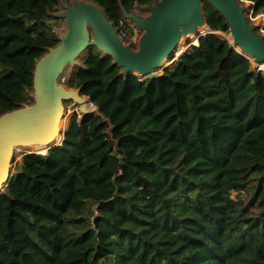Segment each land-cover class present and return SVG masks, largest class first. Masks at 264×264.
Returning <instances> with one entry per match:
<instances>
[{
    "label": "trees",
    "instance_id": "obj_1",
    "mask_svg": "<svg viewBox=\"0 0 264 264\" xmlns=\"http://www.w3.org/2000/svg\"><path fill=\"white\" fill-rule=\"evenodd\" d=\"M90 1L131 40L118 0ZM59 9L0 0V114L31 101ZM204 9L211 32L159 78L124 75L95 47L67 70L108 120L77 111L60 144L23 155L0 194V264H264V71Z\"/></svg>",
    "mask_w": 264,
    "mask_h": 264
},
{
    "label": "water",
    "instance_id": "obj_2",
    "mask_svg": "<svg viewBox=\"0 0 264 264\" xmlns=\"http://www.w3.org/2000/svg\"><path fill=\"white\" fill-rule=\"evenodd\" d=\"M204 1L225 19L231 39L226 38L232 46L251 59L254 68L263 66L264 33L250 20V5L242 0H154L133 9L118 0L124 19L140 32L137 48L124 40L99 4L60 0V9L51 14L64 21V29H55L58 42L35 62L31 101L0 114V194L16 173L18 148L51 149L61 143L67 101L77 104L82 114L94 112L108 120L80 88L63 81L69 68L82 65L80 58L89 47L110 56L124 75L133 72L143 80L159 78L163 60H169L181 43L196 37L198 44L201 35L211 32Z\"/></svg>",
    "mask_w": 264,
    "mask_h": 264
},
{
    "label": "rangeland",
    "instance_id": "obj_3",
    "mask_svg": "<svg viewBox=\"0 0 264 264\" xmlns=\"http://www.w3.org/2000/svg\"><path fill=\"white\" fill-rule=\"evenodd\" d=\"M242 3L250 5L249 1H245V2L242 1ZM249 10H250V8H249ZM248 14H249L250 20L252 22L258 23L259 24V30L264 33L263 26H262L264 24V14H259L257 16H253L252 12L248 13ZM60 21H61L60 25L55 27V29L57 31H61V30L64 29V21L62 19H60ZM128 22L135 29L134 34L131 37L130 41L133 42L135 48H137V40L139 38L140 32L136 29V27L130 21H128ZM219 33L222 36H225V37H229L230 36V34L226 33V32H219ZM195 42H196V37L191 38V39L181 43V45L177 48V51L174 53V56L171 59L169 58V60H166L164 64H168L171 67L174 64L176 58L179 57V55H181V51L192 49V47L194 46ZM185 46H187V47L185 48ZM170 62H172V64H170ZM261 70L264 71V67ZM93 109H94V106L91 107V110H93ZM77 111L82 113L80 111V109H79L77 104H74L73 101H67V103H66L65 120L63 122V128H66L68 126V124H69V122H70V120L72 118V115L75 112H77ZM34 151L37 152V153H43L44 154V153H47L48 149H44V151L41 152V150H37V149H33V148H22V147L18 148V150L16 152V159H15L16 163L17 164L21 163L22 157H23L24 154H26L28 152H34Z\"/></svg>",
    "mask_w": 264,
    "mask_h": 264
},
{
    "label": "bare ground",
    "instance_id": "obj_4",
    "mask_svg": "<svg viewBox=\"0 0 264 264\" xmlns=\"http://www.w3.org/2000/svg\"><path fill=\"white\" fill-rule=\"evenodd\" d=\"M227 38H230L231 39V37L229 36V37H227ZM187 46H185V48H186ZM165 61L166 60H163V62H162V67H165V66H167V65H165L164 66V63H165ZM172 62H170V64H171ZM262 68L264 67V65L263 66H261ZM88 107H93L91 104H88ZM65 120V119H64ZM64 120H63V122H64ZM63 124V123H62ZM44 151V149H41V152H43Z\"/></svg>",
    "mask_w": 264,
    "mask_h": 264
},
{
    "label": "built area",
    "instance_id": "obj_5",
    "mask_svg": "<svg viewBox=\"0 0 264 264\" xmlns=\"http://www.w3.org/2000/svg\"><path fill=\"white\" fill-rule=\"evenodd\" d=\"M196 42H197V41H196ZM196 42H195V43H196ZM181 52H182V51H181ZM259 69H263V68H262V67H259ZM64 80H65V77H63V81H64Z\"/></svg>",
    "mask_w": 264,
    "mask_h": 264
}]
</instances>
